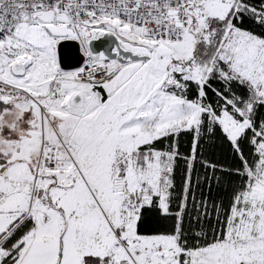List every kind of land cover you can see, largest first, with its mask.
<instances>
[{"label": "snow or ice", "instance_id": "1", "mask_svg": "<svg viewBox=\"0 0 264 264\" xmlns=\"http://www.w3.org/2000/svg\"><path fill=\"white\" fill-rule=\"evenodd\" d=\"M0 264H264V0H0Z\"/></svg>", "mask_w": 264, "mask_h": 264}]
</instances>
